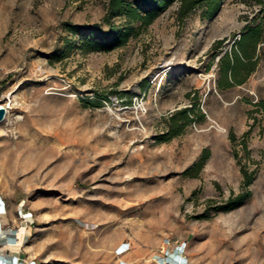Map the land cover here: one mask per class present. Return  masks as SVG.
Returning <instances> with one entry per match:
<instances>
[{"label":"rangeland","instance_id":"1","mask_svg":"<svg viewBox=\"0 0 264 264\" xmlns=\"http://www.w3.org/2000/svg\"><path fill=\"white\" fill-rule=\"evenodd\" d=\"M109 1L0 0V101L12 107L0 122V195L13 222L26 224L25 255L37 264H162L168 239L193 264H264V110L255 106L264 101V41L241 85L217 90L211 60L214 41L229 47L261 21V5L222 0L209 17L200 8L180 17L174 2L146 27L130 23L124 45L85 50L88 28L127 24ZM183 108L191 122L167 138Z\"/></svg>","mask_w":264,"mask_h":264},{"label":"trees","instance_id":"2","mask_svg":"<svg viewBox=\"0 0 264 264\" xmlns=\"http://www.w3.org/2000/svg\"><path fill=\"white\" fill-rule=\"evenodd\" d=\"M253 1L261 5L260 20H264V0ZM174 2L178 3L180 17L198 8L202 9L205 17H209L215 12L222 0H140L134 3L128 0H110L108 7L110 15L125 19L127 24L121 29L112 28L106 34L101 33L98 29L88 28V33L81 34V46L88 51H110L120 47L134 34L135 29L130 23H138L139 26L146 27ZM261 21L247 23L229 47L223 46L224 39H218L212 44L211 60L216 59L215 87L217 90L223 91L243 84L255 70L258 60L257 49L260 43L264 41V27H262ZM69 29L73 32H79V27L76 25H70ZM255 106L264 110V101L255 103ZM189 112V109L183 108L169 117L165 132L167 138L177 136L191 122L192 118L189 117ZM206 157L205 153L194 164V167L197 169L202 167ZM249 184L250 179L246 178L244 185L247 187ZM245 196L246 194H240L234 200H229V203L233 204L228 206L226 210L233 207Z\"/></svg>","mask_w":264,"mask_h":264},{"label":"built area","instance_id":"3","mask_svg":"<svg viewBox=\"0 0 264 264\" xmlns=\"http://www.w3.org/2000/svg\"><path fill=\"white\" fill-rule=\"evenodd\" d=\"M10 103V106H9ZM0 107H2L6 112L8 111L7 115L4 117V120L7 118L10 110H11V102H9L8 97H4L0 101ZM18 217L20 219V222H28L31 218L32 214L31 212L23 211L22 209H19ZM7 215V206L5 204V201L0 197V264H36L34 261L26 262L24 260H20L18 256L14 254H11L10 249L15 250L16 252H19V250L23 247L25 239L21 235H19V230L26 226H18V227H11L4 222L1 221V217ZM164 247L162 250V257H165V259L168 256H176V260L179 261L180 264H193L184 254V245L182 244H176L171 249L168 248L169 240L166 239L165 242H163ZM129 249V243L125 242L123 244L118 245L115 248V254L117 256L123 255L127 250ZM180 256L181 259H177ZM119 264H127L124 261H120ZM168 264V263H166Z\"/></svg>","mask_w":264,"mask_h":264},{"label":"crops","instance_id":"4","mask_svg":"<svg viewBox=\"0 0 264 264\" xmlns=\"http://www.w3.org/2000/svg\"><path fill=\"white\" fill-rule=\"evenodd\" d=\"M0 197L5 201V204H6V206H7V215L1 217V221L4 222L5 224L11 226V227H18V224H17L16 222H13V221H14V217H12V215H11V205H10L9 200H8L5 196H2V195H0ZM8 220H9V221H12L13 224H8V223H7ZM22 229L25 230V227H22V228L19 230V235L21 234V235L25 238V232L23 233L24 230H22ZM21 235H20V236H21ZM121 244H123V243H121ZM117 246H118V245H116V247H117ZM10 251H11V254H14V253H15V255L18 256V257L20 258V260H24V261H26V262L33 261L32 258H29V257H27V256L25 255V252H26V251H25V247H24V246L19 250V252H16L15 250H12V249H10ZM131 255H132L131 253L127 252L123 257H124V258H129ZM175 257H176V256H175ZM177 257H178V256H177ZM34 262L36 263V261H34ZM192 263H193V262H192ZM36 264H37V263H36Z\"/></svg>","mask_w":264,"mask_h":264},{"label":"bare ground","instance_id":"5","mask_svg":"<svg viewBox=\"0 0 264 264\" xmlns=\"http://www.w3.org/2000/svg\"><path fill=\"white\" fill-rule=\"evenodd\" d=\"M8 100H9V98H8ZM9 102H11L10 100H9ZM9 106H10V103H9ZM7 113H8V111L6 112L5 111V114H4V117L7 115ZM4 120V119H3ZM15 155V154H14ZM14 158V157H13ZM22 160V159H21ZM18 160L17 161V164H19L20 165V163L22 164V162L24 161V160ZM26 164H27V162H26ZM38 165V164H37ZM36 168H38V167H36ZM161 257V256H160ZM160 257H158V258H156V260L157 259H159ZM176 257H173V256H168L166 259H165V257H162V264H166V263H168V264H180L179 263V261L178 260H176L175 259ZM177 259H181V257L180 256H178V258ZM161 264V263H160Z\"/></svg>","mask_w":264,"mask_h":264},{"label":"water","instance_id":"6","mask_svg":"<svg viewBox=\"0 0 264 264\" xmlns=\"http://www.w3.org/2000/svg\"><path fill=\"white\" fill-rule=\"evenodd\" d=\"M4 114H5V110H4L2 107H0V122L3 121V119H4Z\"/></svg>","mask_w":264,"mask_h":264}]
</instances>
